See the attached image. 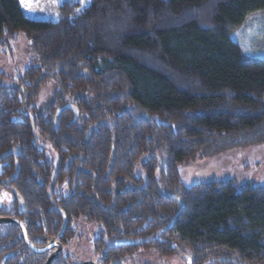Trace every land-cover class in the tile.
<instances>
[{
  "label": "trees",
  "instance_id": "16d2710c",
  "mask_svg": "<svg viewBox=\"0 0 264 264\" xmlns=\"http://www.w3.org/2000/svg\"><path fill=\"white\" fill-rule=\"evenodd\" d=\"M261 10L264 0L65 1L42 22L0 0V48L22 32L34 56L8 85L0 71V189L13 196L0 218L41 248L67 244L85 217L102 228L99 264L149 248L187 251L190 264H264V186L186 187L178 171L264 143V59L231 39ZM48 256L0 225V264Z\"/></svg>",
  "mask_w": 264,
  "mask_h": 264
},
{
  "label": "rangeland",
  "instance_id": "374dc122",
  "mask_svg": "<svg viewBox=\"0 0 264 264\" xmlns=\"http://www.w3.org/2000/svg\"><path fill=\"white\" fill-rule=\"evenodd\" d=\"M85 4L87 0H18L22 15L32 21H51L55 6L65 2ZM251 21V22H250ZM231 39L240 45L248 56L264 59V10L248 15ZM30 41L22 32L10 49L0 48V71L5 75L2 84L10 82L31 63ZM54 84H47L40 89L38 106H44L52 97ZM180 182L190 187L200 183L230 182L236 186H264V143L242 146L226 150L213 156L196 157L194 160L178 166ZM62 196L67 194L65 186L58 189ZM13 196L5 189H0V207L10 208ZM73 231L70 241L63 245L62 253L72 257L71 264L97 262L96 240L102 228L89 222L85 217L73 218L69 224ZM120 264H190L187 251L163 256L154 249H138L125 257ZM209 264V263H207Z\"/></svg>",
  "mask_w": 264,
  "mask_h": 264
},
{
  "label": "water",
  "instance_id": "95a60500",
  "mask_svg": "<svg viewBox=\"0 0 264 264\" xmlns=\"http://www.w3.org/2000/svg\"><path fill=\"white\" fill-rule=\"evenodd\" d=\"M8 223H11V224H14L16 226H18L22 232V236H23V242L25 244V246L30 250L32 251L33 253H36V254H44V253H48L49 251L51 250H54L49 256L48 258L46 259L45 261V264H51V262L62 252V244L57 241V240H51L46 246L44 247H36V246H33L28 237H27V230H26V227L18 220L16 219H12V218H0V225L1 224H8ZM129 243L128 242H125V241H119V242H116L115 245L116 246H126L128 245ZM82 264H99L98 262H84Z\"/></svg>",
  "mask_w": 264,
  "mask_h": 264
},
{
  "label": "flooded vegetation",
  "instance_id": "af4514ba",
  "mask_svg": "<svg viewBox=\"0 0 264 264\" xmlns=\"http://www.w3.org/2000/svg\"><path fill=\"white\" fill-rule=\"evenodd\" d=\"M53 251H54V250L49 251V255H50ZM61 253H62V252H61ZM61 253H60V254H61ZM60 254H59V255H60ZM47 258H48V257H47Z\"/></svg>",
  "mask_w": 264,
  "mask_h": 264
},
{
  "label": "snow or ice",
  "instance_id": "6c2138e0",
  "mask_svg": "<svg viewBox=\"0 0 264 264\" xmlns=\"http://www.w3.org/2000/svg\"><path fill=\"white\" fill-rule=\"evenodd\" d=\"M251 22V21H250Z\"/></svg>",
  "mask_w": 264,
  "mask_h": 264
}]
</instances>
